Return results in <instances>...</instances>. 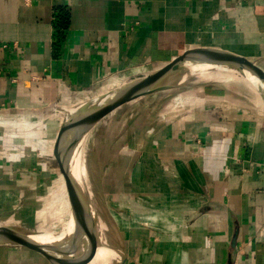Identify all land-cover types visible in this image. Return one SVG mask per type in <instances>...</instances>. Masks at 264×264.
<instances>
[{"label":"crops","instance_id":"0c3cea01","mask_svg":"<svg viewBox=\"0 0 264 264\" xmlns=\"http://www.w3.org/2000/svg\"><path fill=\"white\" fill-rule=\"evenodd\" d=\"M210 52L264 69V0H0V223L40 204L58 175L39 154L55 159L76 105ZM228 90L156 93L103 119L93 186L124 264H264V100ZM0 264L51 262L3 244Z\"/></svg>","mask_w":264,"mask_h":264},{"label":"water","instance_id":"95a60500","mask_svg":"<svg viewBox=\"0 0 264 264\" xmlns=\"http://www.w3.org/2000/svg\"><path fill=\"white\" fill-rule=\"evenodd\" d=\"M221 67L247 72L258 78L261 84L258 85V82L255 85L264 100V69L258 62L226 52H210L194 56L184 64L160 68L146 76L122 83L105 93L89 97L74 107V111L70 113L59 129L54 155L60 164L61 173L64 175L70 191L69 194L74 197L72 204H74V212L79 218L75 232L83 230L84 226L88 224L87 222L92 223L98 235L99 244L102 243L110 252V260L105 264L125 263V243L115 232L112 224L105 219L100 209L93 204L81 180L73 175L71 159L79 143L103 119L123 105L183 85L207 86L210 81L194 79L201 78L206 72L218 71ZM101 209H103L102 206ZM39 235L40 231L33 230L26 225L0 223V245H26L42 254L51 264H73L71 260L63 258L58 253L62 251L59 246L37 240L35 237Z\"/></svg>","mask_w":264,"mask_h":264},{"label":"rangeland","instance_id":"374dc122","mask_svg":"<svg viewBox=\"0 0 264 264\" xmlns=\"http://www.w3.org/2000/svg\"><path fill=\"white\" fill-rule=\"evenodd\" d=\"M238 74V73H237ZM236 77L229 80H212L211 78L197 77L194 80L196 81H210L207 87L211 89H230L235 97L237 94L241 93L242 97H256L259 94V90L256 87L255 83H252L247 76L235 75ZM206 86H192V85H183L177 88H174L169 91L161 92L160 95L155 96L157 99L158 105H166L172 101L173 98L179 94L185 95L190 94L191 92L202 90ZM240 96V95H239ZM147 99L150 98H146ZM106 120H102L96 127L92 129L91 132L86 136L84 143L82 145V155H83V174L85 178L84 188L86 193L92 199L93 204L97 206L101 211V206L105 208V203L103 201V191L102 188L94 187L95 182H101L98 172L96 171V162L99 156V148L97 143L94 140L96 132L99 131L101 125H103ZM20 137V136H19ZM40 160L48 164V170L55 169L57 177L55 176L54 180L50 182L49 187L44 188L45 194L41 198V202L38 205L27 204L26 207L20 208L17 212H10V218L8 221H3L1 223H14L19 224V221H24L27 223L28 227L33 230L41 231L47 230L55 234L73 233L78 226L77 215L74 212V207L72 204L74 197L69 193V188L67 187L66 180L63 174L61 173L60 164L53 158V155L41 152L39 154ZM73 175L77 178L76 169H73ZM104 173L102 172L100 176L103 179ZM58 179V180H57ZM56 182V183H55ZM52 191V192H51ZM51 192V193H50ZM59 194V195H58ZM106 193L105 195H107ZM73 197V198H72ZM103 214V212L101 211ZM82 215L83 212H82ZM75 223V224H74ZM89 224V222H87ZM74 226V227H73ZM87 224L84 226L86 227Z\"/></svg>","mask_w":264,"mask_h":264},{"label":"bare ground","instance_id":"6f19581e","mask_svg":"<svg viewBox=\"0 0 264 264\" xmlns=\"http://www.w3.org/2000/svg\"><path fill=\"white\" fill-rule=\"evenodd\" d=\"M240 74L242 76H247L248 79L252 83L257 84L259 82L258 85L261 84L260 81L258 80V78L250 75V73L248 74L247 72H245V73L239 72V71L232 69V68H229V67H221L218 69V71L206 72L203 74V77L209 78V79L211 78L212 80H229V79L236 77L235 75H240ZM187 98H189V97L187 96ZM181 102H182V100H181ZM86 136H84V138L79 143V146L77 147L76 152H74L73 157L71 159L74 166H75V169H76L77 178L81 180V183L83 186L85 185L84 184V182H85L84 177L85 176L83 174V172H84L83 171V168H84L83 163L84 162H83V155H82V153H83L82 145L84 143ZM78 211H80V210H78ZM80 213L82 214L81 211H80ZM72 231H70L69 233L55 234V233L47 231V230H41L40 235L38 237L36 236L35 238L39 241L49 243L51 245L59 246L62 249V251L61 252L59 251L58 253L63 258L71 260V263H73V264H78V263H80V264H93L95 262L104 260L110 254L109 250L106 247H104L102 243L99 244L98 235H97L95 228L93 227L92 223L89 222V224H87V226L84 227L83 230L81 229L78 233H76V232L73 233ZM87 235L92 236V237H90L86 241L87 243L82 244V246H75V245L73 246V245L68 244L70 241L71 242L77 241V242L82 243L81 242L82 239ZM90 243H92V245H90V247L87 248L86 250L80 249L82 247L89 245Z\"/></svg>","mask_w":264,"mask_h":264},{"label":"trees","instance_id":"16d2710c","mask_svg":"<svg viewBox=\"0 0 264 264\" xmlns=\"http://www.w3.org/2000/svg\"><path fill=\"white\" fill-rule=\"evenodd\" d=\"M61 16L63 17V18L61 17V19L63 20V22H61V23L63 24L64 21L66 20V14H62Z\"/></svg>","mask_w":264,"mask_h":264},{"label":"built area","instance_id":"2783aa9c","mask_svg":"<svg viewBox=\"0 0 264 264\" xmlns=\"http://www.w3.org/2000/svg\"><path fill=\"white\" fill-rule=\"evenodd\" d=\"M24 1H26V3H29L31 0H24Z\"/></svg>","mask_w":264,"mask_h":264}]
</instances>
